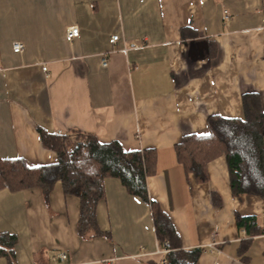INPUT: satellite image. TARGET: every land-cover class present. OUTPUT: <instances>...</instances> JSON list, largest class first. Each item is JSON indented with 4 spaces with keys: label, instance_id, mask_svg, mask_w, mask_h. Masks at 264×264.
Returning <instances> with one entry per match:
<instances>
[{
    "label": "crops",
    "instance_id": "crops-1",
    "mask_svg": "<svg viewBox=\"0 0 264 264\" xmlns=\"http://www.w3.org/2000/svg\"><path fill=\"white\" fill-rule=\"evenodd\" d=\"M70 26L80 31L72 41ZM245 92H258L264 109V0H0V160L56 161L41 129L155 149L149 196L183 248H205L199 264H264V199L233 194L225 156L198 182L175 150L185 134L206 133L211 114L243 117ZM237 214L255 215L262 231L240 229ZM96 215L109 237L79 233L80 198L61 181L48 195L0 190V232L17 236L16 264L162 260L150 203L119 178L105 179Z\"/></svg>",
    "mask_w": 264,
    "mask_h": 264
},
{
    "label": "trees",
    "instance_id": "trees-1",
    "mask_svg": "<svg viewBox=\"0 0 264 264\" xmlns=\"http://www.w3.org/2000/svg\"><path fill=\"white\" fill-rule=\"evenodd\" d=\"M243 117H225L211 114L206 133L185 134L175 144L178 161L187 174L198 182L209 180L208 164L225 156L234 195L253 194L264 199V109L258 92L242 95ZM43 144L57 153V160L40 165H29L21 158L0 160V190L20 191L39 187L45 195L61 181L66 194L80 198V234L93 232L107 236L97 222V205L105 197V179L116 177L130 194L149 202L156 235L162 246L169 242V264H199L203 247L183 248L170 216L159 203L150 198L147 177L156 171L157 153L153 148L125 150L119 141H100L96 135L77 131L51 133L40 130ZM216 205L221 197L214 193ZM240 229L260 233L261 226L255 215L237 214ZM17 236L0 232V255L8 264H16ZM247 243L240 248L246 252Z\"/></svg>",
    "mask_w": 264,
    "mask_h": 264
},
{
    "label": "built area",
    "instance_id": "built-area-1",
    "mask_svg": "<svg viewBox=\"0 0 264 264\" xmlns=\"http://www.w3.org/2000/svg\"><path fill=\"white\" fill-rule=\"evenodd\" d=\"M225 13H227V10L225 11ZM79 27L78 26H70L68 29H67V40L68 41H72L74 37L78 36L79 35ZM119 38L118 35H115L112 39V41H116L117 39ZM13 49L15 52H22L23 49H24V45L22 42L20 41H15L13 43ZM103 65L104 66H107L108 65V57L105 56L103 58ZM48 67L47 66H44V70H47ZM60 133V132H59ZM209 247H211L212 251L215 249V243H211L209 245ZM171 248H170V244L169 242H166V244L164 246L160 245L159 248H158V251L163 253V258L162 260L159 262V264H169V252H170ZM67 257V254L65 252H61V253H58L56 255H54L53 259L54 260H58V259H64ZM214 264H220L218 261H216Z\"/></svg>",
    "mask_w": 264,
    "mask_h": 264
}]
</instances>
